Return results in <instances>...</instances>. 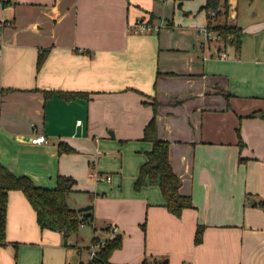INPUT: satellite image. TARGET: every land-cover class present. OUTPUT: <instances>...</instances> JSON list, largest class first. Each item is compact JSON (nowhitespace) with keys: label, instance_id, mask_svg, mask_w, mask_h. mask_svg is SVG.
<instances>
[{"label":"crops","instance_id":"crops-1","mask_svg":"<svg viewBox=\"0 0 264 264\" xmlns=\"http://www.w3.org/2000/svg\"><path fill=\"white\" fill-rule=\"evenodd\" d=\"M206 1L0 0V162L44 188L74 177L68 206L94 214L88 242L85 225L66 242L9 191L0 264H93L83 246L117 235L108 264H264V0H228L227 17L212 19L240 29L226 59L197 37ZM140 19L164 25L129 31ZM154 115L193 201L180 216L157 184L134 188ZM41 134L48 142L32 143ZM95 170L120 175L95 181Z\"/></svg>","mask_w":264,"mask_h":264},{"label":"trees","instance_id":"trees-1","mask_svg":"<svg viewBox=\"0 0 264 264\" xmlns=\"http://www.w3.org/2000/svg\"><path fill=\"white\" fill-rule=\"evenodd\" d=\"M204 8L209 13L215 12V16L209 15V26L218 30L224 41L227 35L232 34L234 39L231 44H241L240 29L230 27L227 23L213 25L212 19L216 17H227L228 0H207ZM227 43V41H225ZM48 50H43L39 55V67L42 66ZM76 98V95L70 96ZM143 140L153 144L152 150L147 153V161L140 167L139 175L135 181L134 188L139 191L148 184H157L165 199L168 210L177 215L192 208L191 196L180 191L181 180L174 171L170 161V143L158 136V126L155 115L144 129ZM73 152L74 149L66 145H60V152ZM76 179L68 175H58L55 188H44L37 186L28 176L14 175L2 162H0V245H7V217L9 191L20 190L29 200L37 213V220L42 229H50L61 232L66 242L76 235L82 224L94 223L93 207L86 209H73L67 204V195L74 189ZM144 226V225H143ZM98 239V237H96ZM201 240V228L196 234V242ZM123 246V237L117 235L108 239L93 258V264H108L113 253Z\"/></svg>","mask_w":264,"mask_h":264},{"label":"built area","instance_id":"built-area-1","mask_svg":"<svg viewBox=\"0 0 264 264\" xmlns=\"http://www.w3.org/2000/svg\"><path fill=\"white\" fill-rule=\"evenodd\" d=\"M208 15L215 16V12L210 11ZM1 22L3 25H6L7 23V21L4 20H2ZM161 26L162 25H159L158 23L152 22L150 20L140 19L129 26V31L136 33H149L153 31H159L161 29ZM197 37L201 40V45H202L201 47H203L204 49H208V46L211 43L216 44L211 56L215 55V57L218 59L228 58V52L226 48L229 46V44L232 43V40L234 39L232 34H229L227 36V40H225L227 41V43H225L224 38L220 34V32L218 30L212 29L208 24H206L205 26L199 27L197 29ZM47 142L48 139L44 134L36 135L34 138H32V143L34 144H41ZM90 177L95 181H101V180L110 181L112 179L111 175H104L98 172L97 170L91 172ZM84 225L85 224L83 223L82 226ZM111 231L113 232L112 234L116 233L117 227L116 226L113 227ZM97 252L98 251L95 245H92L89 248V253L92 259L96 257Z\"/></svg>","mask_w":264,"mask_h":264},{"label":"rangeland","instance_id":"rangeland-1","mask_svg":"<svg viewBox=\"0 0 264 264\" xmlns=\"http://www.w3.org/2000/svg\"><path fill=\"white\" fill-rule=\"evenodd\" d=\"M156 23H158L159 25H164L163 23H160V22H156ZM228 36V35H227ZM105 150H107V149H105ZM122 152H123V150H121ZM119 155V154H118ZM120 161H119V163H118V165L117 164H115V166H118L119 168H120V166L122 165L121 163V161H123V155L122 154H120ZM130 158H131V153L127 150L126 151V164H127V166H129V160H130ZM117 170H120V169H117ZM117 170H115V171H117ZM120 175V173H119V171H118V173L116 172L115 174H112V176L113 175ZM128 181V180H127ZM92 229H93V226L92 225H90V224H85V226H84V229H83V233H81V238L83 239H87L86 241L88 242V234H90L89 236H92ZM86 241H85V243H86ZM89 244V243H88ZM92 246V245H91ZM89 247V246H88ZM88 247H85L84 248V246H83V248H82V251H83V256L84 257H89V249H88Z\"/></svg>","mask_w":264,"mask_h":264},{"label":"water","instance_id":"water-1","mask_svg":"<svg viewBox=\"0 0 264 264\" xmlns=\"http://www.w3.org/2000/svg\"><path fill=\"white\" fill-rule=\"evenodd\" d=\"M114 135V134H113Z\"/></svg>","mask_w":264,"mask_h":264}]
</instances>
